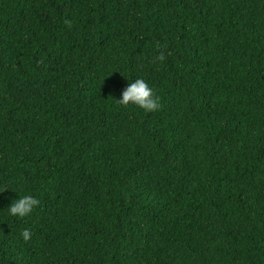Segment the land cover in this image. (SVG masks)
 <instances>
[{
	"label": "trees",
	"instance_id": "obj_1",
	"mask_svg": "<svg viewBox=\"0 0 264 264\" xmlns=\"http://www.w3.org/2000/svg\"><path fill=\"white\" fill-rule=\"evenodd\" d=\"M0 264H264V0H0Z\"/></svg>",
	"mask_w": 264,
	"mask_h": 264
},
{
	"label": "clouds",
	"instance_id": "obj_2",
	"mask_svg": "<svg viewBox=\"0 0 264 264\" xmlns=\"http://www.w3.org/2000/svg\"><path fill=\"white\" fill-rule=\"evenodd\" d=\"M155 59L163 60V52ZM117 103L122 106H127L131 103L147 112L156 111L160 107L159 97L155 95L153 89L143 79H137L135 82L129 83L121 92V98L117 100ZM38 205L39 201L37 199L30 195H24L13 201L8 207V211L12 216L24 217L30 214L33 208ZM21 235L27 241L30 238V230H22Z\"/></svg>",
	"mask_w": 264,
	"mask_h": 264
}]
</instances>
